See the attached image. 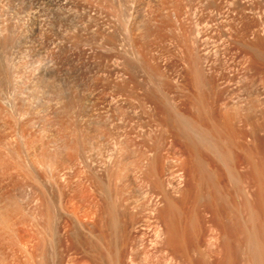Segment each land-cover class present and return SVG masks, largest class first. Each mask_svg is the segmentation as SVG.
<instances>
[{
  "label": "rangeland",
  "instance_id": "1",
  "mask_svg": "<svg viewBox=\"0 0 264 264\" xmlns=\"http://www.w3.org/2000/svg\"><path fill=\"white\" fill-rule=\"evenodd\" d=\"M0 32V264H264V0H0ZM154 155L171 223L121 210Z\"/></svg>",
  "mask_w": 264,
  "mask_h": 264
},
{
  "label": "bare ground",
  "instance_id": "2",
  "mask_svg": "<svg viewBox=\"0 0 264 264\" xmlns=\"http://www.w3.org/2000/svg\"><path fill=\"white\" fill-rule=\"evenodd\" d=\"M1 33V32H0ZM150 33V32H149ZM0 37H1V35H0ZM2 42V41H1ZM195 77H196V75H195ZM162 99V98H161ZM166 102V101H165ZM35 105V104H34ZM16 106V105H15ZM161 106V105H160ZM163 106V105H162ZM165 106V105H164ZM167 109V108H166ZM17 111V110H16ZM171 114H172V112H171ZM181 114V113H180ZM199 114V113H198ZM179 115V114H178ZM200 115V114H199ZM198 115V116H199ZM180 116V115H179ZM253 115H250V114H246L245 116H244V119L247 121V122H252V117ZM230 117V116H229ZM240 115L238 116V114H235V115H231V117H230V119L232 120V121H230L232 124L235 122V121H238L240 118ZM20 119V118H19ZM226 121H228V120H226ZM198 122V121H197ZM253 123V122H252ZM200 124V123H199ZM197 126V125H196ZM167 127V126H166ZM223 127V126H222ZM24 128V127H23ZM62 128V127H61ZM124 128V127H123ZM232 128V127H231ZM127 130V129H126ZM121 131V130H120ZM119 131V132H120ZM162 131V130H161ZM164 131H166V130H164ZM172 131V130H171ZM218 131V130H217ZM131 132V131H130ZM226 132V131H225ZM217 133V132H216ZM222 133V132H221ZM74 134V133H73ZM22 135V134H21ZM138 135V134H137ZM225 135V134H224ZM123 137V136H122ZM136 138V137H135ZM138 138V137H137ZM5 140V139H4ZM165 140V139H164ZM65 142H66V140H65ZM131 142V141H130ZM129 142V143H130ZM1 143V142H0ZM4 143V142H3ZM54 143V142H53ZM128 143V144H129ZM133 143V142H132ZM136 143V142H135ZM38 144V143H37ZM65 144V143H64ZM115 144H116V142H115ZM119 144V143H118ZM192 144V143H191ZM1 145V144H0ZM58 145V144H57ZM74 145V144H73ZM120 145V144H119ZM139 145V144H138ZM2 146H4V145H2ZM11 146V145H10ZM140 146V145H139ZM147 146V145H146ZM36 147V146H35ZM66 147H67V145H66ZM72 147H75L76 148V144L74 145V146H72ZM128 147V146H127ZM157 147V146H156ZM214 147V146H213ZM39 148H40V145H39ZM69 148V147H68ZM73 149V150H75V152L77 151V149H78V147H77V149ZM115 148H116V146H115ZM126 148V147H125ZM124 148V149H125ZM131 148H132V146H131ZM135 148H136V146H135ZM131 149V150H129L128 149V151H130V152H128V151H126V153H129V155H128V157H126V159L127 158H130L129 156H131V157H133L132 159H128V160H130L129 162L130 163H132V164H134L136 161L138 162L139 160H136V158L137 159H140L141 158V156H142V158H143V155H141V156H139V157H137L138 156V154L137 153H139L140 154V152H138L136 149ZM139 148V147H138ZM152 148V147H151ZM7 149H8V147H7ZM15 149V148H14ZM69 149H71L72 150V148H69ZM69 149H67V150H69ZM79 149L81 150V148H80V146H79ZM155 149V148H154ZM197 149V148H196ZM211 149V148H210ZM216 149V148H215ZM79 150V151H80ZM83 150V149H82ZM10 151V150H9ZM70 151V150H69ZM84 151V150H83ZM137 151V152H136ZM151 151H153L152 149H151ZM14 156H15V153L17 152L18 153V151H15V150H13V149H11V151H10ZM25 152V151H24ZM46 152V151H45ZM49 152V151H48ZM116 152V151H115ZM118 152V151H117ZM16 153V154H17ZM61 153V152H60ZM74 153V152H73ZM73 153H71V154H73ZM77 153H78V151H77ZM82 153V152H81ZM84 153V152H83ZM143 153V152H142ZM141 153V154H142ZM145 153V152H144ZM152 153V152H151ZM192 153V152H191ZM49 154V153H48ZM66 154V153H65ZM70 154V153H69ZM78 154H80V153H78ZM84 154H86V153H84ZM115 154V153H114ZM149 154V153H148ZM225 154V153H224ZM11 155V154H10ZM88 156H89V154H87ZM157 155V154H156ZM12 156V155H11ZM27 156V155H26ZM55 156V155H54ZM71 156V155H70ZM81 156V154L79 155V157ZM84 156V157H83ZM117 156V155H116ZM151 156V155H150ZM178 156H180V155H178ZM191 156V155H190ZM3 157V156H2ZM17 157V156H16ZM56 157V156H55ZM68 157H69V155H68ZM73 157V156H72ZM76 157H77V155H76ZM181 157H182V155H181ZM14 158V157H13ZM74 158V157H73ZM73 158H71V161H72V159ZM83 158H85V155H83L82 154V159ZM87 158V157H86ZM85 158V159H86ZM98 158V157H97ZM109 158V157H108ZM141 158V159H142ZM157 158V157H156ZM176 158V157H175ZM249 158V157H248ZM140 159V161H142ZM154 159H155V155H154V157H153V159H150V157L149 158H147L146 160V163L145 164H140V166L141 167H138V168H140V169H138V170H140L141 171V174L143 175L142 177H140L139 176V178H141L142 180H144V181H146L147 183H149L150 184V186H151V188H150V190H149V192L147 193V191H146V193L147 194H149L148 196H143L144 194H146V193H143L142 194V192L139 194L140 196V199L139 198H135V197H133V196H129V197H122V196H124L123 194H122V196L120 195V193H119V195L121 196V197H119V198H121V200H120V202L122 201L123 202V205L122 204H120V205H122L123 206V208L125 209V210H123V209H121L122 210V212L123 211H126V213L125 212H123V213H125V214H128V215H130V216H134V217H137V216H139V217H141L140 216V214L142 213L143 214V212H144V210H145V212H146V210H147V213H146V216H148L149 214V216L150 217H152V218H154V214H155V212H156V208H157V206H156V204L157 203H160V202H157V201H162V202H164V203H166V205H167V208H166V212H165V215H166V217H167V220H168V222H170L171 223V220H172V217L174 216V213H175V211H176V208H177V205H176V203H175V201H174V199H173V197L170 195V193L168 192V188H166V183H165V181H164V178H163V175H162V170H159L158 169V167H156L155 166V163L156 162H154ZM158 159V158H157ZM172 159H174V158H172ZM51 160V159H50ZM56 160V159H55ZM69 160V159H68ZM75 160H77L76 158H75ZM86 160H88V159H86ZM105 160V159H104ZM115 160V159H114ZM143 160L145 161V159L143 158ZM176 161L172 164V165H168L167 167L168 168H170L171 169V172H172V176L173 177H176V176H178V172H179V170H180V168L182 167V165H183V159L182 158H179V157H177V159H175ZM52 161H53V159H52ZM83 161H84V163H85V160L83 159ZM89 161H90V159H89ZM111 161V160H110ZM139 161V162H140ZM161 161V160H160ZM165 161V160H164ZM7 162V161H6ZM5 162V159H4V161H3V159L0 157V171H3L4 172V170L6 171L10 166V164H8V165H6L7 163ZM59 162V161H58ZM66 162V161H65ZM69 162V161H68ZM80 162V161H79ZM115 162V161H114ZM116 162H117V160H116ZM139 162L137 163V164H139ZM9 163H10V161H9ZM54 163V162H53ZM83 163V164H84ZM121 163V162H120ZM125 163V162H124ZM167 163V162H166ZM165 163V164H166ZM251 163V162H250ZM13 164V163H12ZM11 164V165H12ZM15 164V163H14ZM16 164H17V162H16ZM89 164V163H88ZM107 164H109V163H107ZM106 164V165H107ZM21 165V164H20ZM19 165V166H20ZM117 165L119 166L120 164H118L117 163ZM116 165V166H117ZM123 165V164H122ZM158 165V164H157ZM6 166H8L7 167V169H5L6 168ZM12 166H14V165H12ZM16 166V165H15ZM51 166V165H50ZM56 166V165H55ZM61 166V165H60ZM85 166H86V163H85ZM132 166V168L131 167H129V174L128 175H126V177H127V182L128 183H130L132 180H136V179H139L138 178V176H137V178H135L136 177V175H135V179H133L132 177L134 176V171L136 170L135 168H133L134 167V165H131ZM67 167V166H66ZM71 167V166H70ZM89 167V166H88ZM87 167V168H88ZM104 167V166H103ZM110 167V166H109ZM114 167V166H113ZM120 167V166H119ZM118 167V168H119ZM163 167V166H162ZM14 168V167H13ZM124 168H126V166L124 167ZM84 169V168H83ZM135 169V170H134ZM162 169V168H161ZM165 169V168H164ZM191 169V168H190ZM22 170V169H21ZM132 170H134L133 171V173L131 172ZM168 171V170H167ZM81 172V171H80ZM143 172V173H142ZM169 172V171H168ZM181 172V171H180ZM1 173V172H0ZM2 174V173H1ZM6 174V173H5ZM123 174V173H122ZM166 174V173H165ZM4 175V174H3ZM133 175V176H132ZM138 175V174H137ZM140 175V174H139ZM116 176V175H115ZM179 177H180V175H179ZM113 178V177H112ZM117 178H119V177H117ZM125 178V177H124ZM172 178V177H171ZM176 179V178H175ZM101 181H102V179H101ZM123 181V180H122ZM141 181V180H140ZM177 181V180H176ZM133 182V181H132ZM122 183V182H121ZM106 184V183H105ZM109 184V183H108ZM123 184H124V182H123ZM169 184V183H168ZM172 184V183H171ZM170 184V185H171ZM107 185V184H106ZM120 185V184H119ZM142 186V185H141ZM106 187V186H105ZM104 187V188H105ZM108 187V186H107ZM125 187V186H124ZM176 187V186H175ZM142 188H143V186H142ZM175 189V188H174ZM179 190V189H178ZM177 191V190H176ZM143 192H145V191H143ZM244 193V192H243ZM126 194V193H125ZM112 195V194H111ZM119 195H117V197L119 196ZM127 195V194H126ZM116 197V198H117ZM147 197H150V199L149 198H147ZM112 198V197H111ZM115 198V197H114ZM118 198V199H119ZM146 199H149V200H146ZM117 201H119V200H117ZM245 201V200H244ZM105 202H106V200H105ZM114 202V201H113ZM121 202V203H122ZM157 202V203H156ZM104 203V202H103ZM116 203V202H115ZM112 203V202H108L107 204H106V210L104 211L105 212V214L106 215H101L102 217L103 216H106V217H110L111 218V221H112V224L113 225H115L114 224V222L117 224V222H118V216H117V214H118V212L116 211V204L118 203ZM148 204V206L146 205V204ZM249 203V202H248ZM119 205V204H118ZM158 205V204H157ZM103 206H104V204H103ZM122 206H121V208H122ZM146 206V208H144ZM165 208V207H164ZM16 209H17V207H16ZM119 209V208H118ZM160 209V208H159ZM7 210V209H6ZM48 211H49V209H47ZM120 210V209H119ZM47 211V212H48ZM158 211V210H157ZM1 212V211H0ZM6 212V211H5ZM93 212V211H92ZM97 212V211H96ZM159 212V211H158ZM158 212H156V214L158 213ZM161 212H162V210H161ZM161 212H159V213H161ZM4 213V212H3ZM97 213H99V212H97ZM102 213H103V211H102ZM149 213V214H148ZM159 213H158V215H159ZM8 213L6 212L5 213V216H3V214L1 215L2 217L0 218V227H1V229L3 228V227H6V226H8L9 224H8V222L10 223L11 221V215L9 216V215H7ZM10 214V213H9ZM43 214V213H42ZM47 214V213H46ZM87 214V213H86ZM91 214V213H90ZM164 215V216H165ZM48 216H49V213H48ZM47 216V217H48ZM122 216V215H121ZM146 216H144V217H146ZM162 216V215H161ZM13 218H14V216H12ZM106 217H105V219H106ZM128 218V216H124V218L125 219H127ZM159 217V216H158ZM250 217H251V215H250ZM12 218V219H13ZM90 218V217H89ZM95 218V217H94ZM104 218V217H103ZM139 219V218H138ZM156 218H154V220H155ZM164 219V218H163ZM162 219V220H163ZM174 219V218H173ZM101 220H103L102 218H101ZM117 220V221H116ZM146 220L148 221V218L147 219H145V225H146ZM153 220V219H152ZM152 220H150V218H149V222L150 223H152L153 221ZM248 220V219H247ZM123 221V220H122ZM135 221V220H134ZM141 221H144V219L143 220H141ZM140 221V222H141ZM152 221V222H151ZM157 221H159V220H157ZM156 220L154 221V222H157ZM164 221H166V220H164ZM124 222H125V220H124ZM139 222V223H140ZM148 222V223H149ZM143 223V222H142ZM178 223V222H177ZM11 224V223H10ZM123 224V223H122ZM129 224V223H128ZM141 224V223H140ZM154 224V223H153ZM157 224V223H156ZM125 225V224H124ZM141 225H144V224H141ZM148 225V224H147ZM151 225V224H150ZM163 225H165V224H163ZM176 225V224H175ZM171 226V225H170ZM109 227V226H108ZM115 227H117V226H115ZM141 227V226H140ZM149 227V226H148ZM181 227V226H180ZM7 228V227H6ZM112 228H114V227H112ZM123 228H125V227H123ZM134 228V227H133ZM154 228H155V226H154ZM158 228V227H157ZM172 228V227H171ZM119 229H121V228H119ZM126 229H127V227H126ZM136 229V228H135ZM156 229V228H155ZM103 230V229H102ZM159 230V229H158ZM157 229H156V231H158ZM166 230V229H165ZM122 231V230H121ZM155 231V232H156ZM160 231V230H159ZM167 231V230H166ZM156 233H158V232H156ZM164 233H166V232H164ZM117 234V233H116ZM142 235V234H141ZM157 235V234H156ZM166 235V234H165ZM114 236V235H113ZM124 236V235H123ZM111 237H112V235H111ZM120 237V236H119ZM129 237V236H128ZM251 237V236H250ZM115 238H118V237H115ZM108 239V238H107ZM106 239V240H107ZM118 239H120V238H118ZM109 240H111V238L109 239ZM117 240V239H116ZM131 240V239H130ZM253 240V239H252ZM98 241H99V239H98ZM104 241V240H103ZM115 241V240H114ZM139 241H141V240H139ZM117 242L118 241H116V244H117ZM170 242V241H169ZM109 243V242H108ZM136 243V242H135ZM143 243V242H142ZM98 244V243H97ZM121 244V243H120ZM138 245V244H137ZM152 245V244H151ZM253 245V244H252ZM115 246V245H114ZM117 246V245H116ZM173 246V245H172ZM172 246H171V248H172ZM256 246V245H255ZM178 247V246H177ZM176 247V248H177ZM113 249V248H112ZM117 249V248H116ZM121 250V249H120ZM146 250V249H145ZM166 250V249H165ZM254 250V249H253ZM117 252V251H116ZM112 253V252H111ZM114 253V252H113ZM169 253V252H168ZM171 253V252H170ZM257 253V252H256ZM172 254V253H171ZM111 255V254H110ZM116 254L114 253V256H115ZM113 256V257H114ZM119 256V255H118ZM256 256V255H255ZM112 258V257H111ZM110 259V258H109ZM118 259V258H117ZM113 260V259H112ZM110 261V260H109ZM115 261V260H114ZM118 262V261H117ZM110 263V262H109ZM116 263V262H115ZM111 264V263H110ZM112 264H114V263H112Z\"/></svg>",
  "mask_w": 264,
  "mask_h": 264
}]
</instances>
